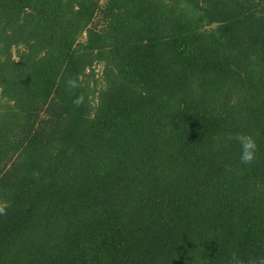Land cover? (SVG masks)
<instances>
[{
  "label": "trees",
  "instance_id": "trees-1",
  "mask_svg": "<svg viewBox=\"0 0 264 264\" xmlns=\"http://www.w3.org/2000/svg\"><path fill=\"white\" fill-rule=\"evenodd\" d=\"M0 204V264L264 256V0H0Z\"/></svg>",
  "mask_w": 264,
  "mask_h": 264
},
{
  "label": "clouds",
  "instance_id": "clouds-1",
  "mask_svg": "<svg viewBox=\"0 0 264 264\" xmlns=\"http://www.w3.org/2000/svg\"><path fill=\"white\" fill-rule=\"evenodd\" d=\"M14 59H18L14 57ZM83 86V82L79 75L71 77L65 81L66 90L74 96L72 103L75 107L79 108L85 104L86 97L81 92L76 95V90ZM234 139L239 143L240 156L239 160L241 164L250 165L257 159V153L259 151V145L255 137L248 133H236ZM6 204H0V215L6 214ZM227 264H264V256L256 258H250L248 261L242 259L237 253L233 252Z\"/></svg>",
  "mask_w": 264,
  "mask_h": 264
},
{
  "label": "rangeland",
  "instance_id": "rangeland-1",
  "mask_svg": "<svg viewBox=\"0 0 264 264\" xmlns=\"http://www.w3.org/2000/svg\"><path fill=\"white\" fill-rule=\"evenodd\" d=\"M104 2L106 1V0H103ZM97 71L99 72L100 71V67L99 68H97Z\"/></svg>",
  "mask_w": 264,
  "mask_h": 264
}]
</instances>
